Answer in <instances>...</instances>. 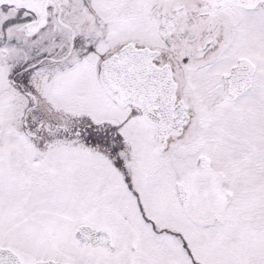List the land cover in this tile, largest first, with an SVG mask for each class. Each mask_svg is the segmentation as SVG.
Returning <instances> with one entry per match:
<instances>
[{
    "label": "snow or ice",
    "instance_id": "obj_1",
    "mask_svg": "<svg viewBox=\"0 0 264 264\" xmlns=\"http://www.w3.org/2000/svg\"><path fill=\"white\" fill-rule=\"evenodd\" d=\"M0 264H264V0H0Z\"/></svg>",
    "mask_w": 264,
    "mask_h": 264
}]
</instances>
